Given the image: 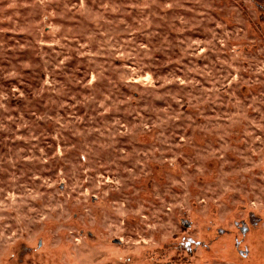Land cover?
Wrapping results in <instances>:
<instances>
[{"label":"rangeland","instance_id":"obj_1","mask_svg":"<svg viewBox=\"0 0 264 264\" xmlns=\"http://www.w3.org/2000/svg\"><path fill=\"white\" fill-rule=\"evenodd\" d=\"M0 264H264V0H0Z\"/></svg>","mask_w":264,"mask_h":264}]
</instances>
